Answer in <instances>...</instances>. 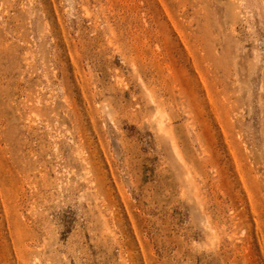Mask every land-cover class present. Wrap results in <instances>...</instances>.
Listing matches in <instances>:
<instances>
[{
  "label": "rangeland",
  "instance_id": "1",
  "mask_svg": "<svg viewBox=\"0 0 264 264\" xmlns=\"http://www.w3.org/2000/svg\"><path fill=\"white\" fill-rule=\"evenodd\" d=\"M0 264H264V0H0Z\"/></svg>",
  "mask_w": 264,
  "mask_h": 264
}]
</instances>
